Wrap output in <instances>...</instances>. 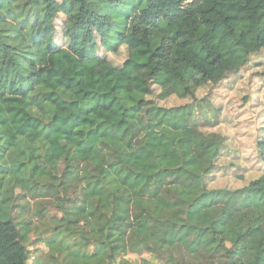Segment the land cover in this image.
<instances>
[{"label":"trees","instance_id":"obj_1","mask_svg":"<svg viewBox=\"0 0 264 264\" xmlns=\"http://www.w3.org/2000/svg\"><path fill=\"white\" fill-rule=\"evenodd\" d=\"M65 46L83 71L106 66L95 90ZM123 47L121 68L108 53ZM263 53L264 0H0V264H31L40 244L34 264H134L143 251L142 264H264V171L210 187L227 140L195 118L200 91ZM257 150L264 163V138ZM17 191L54 198L46 239L13 215Z\"/></svg>","mask_w":264,"mask_h":264},{"label":"rangeland","instance_id":"obj_2","mask_svg":"<svg viewBox=\"0 0 264 264\" xmlns=\"http://www.w3.org/2000/svg\"><path fill=\"white\" fill-rule=\"evenodd\" d=\"M56 1L61 2L62 0ZM65 4L64 9L68 7L69 3ZM60 16L62 15L59 14V18ZM54 24L55 32H58L59 28L57 27L60 25V19H57ZM53 28L51 22L47 23L43 25L42 33L50 37L53 34ZM80 34L79 32L78 36ZM78 36H76L77 39ZM65 49L67 58L76 72L81 87L88 91L95 90L99 84V75L105 70L106 66L95 72L83 71L78 67L76 57L67 46H65ZM140 52L146 54L147 51L142 47ZM85 54L93 55L94 49H86ZM108 56L112 64L124 68V63L127 60L124 47L121 48L118 54L108 53ZM133 66L135 67V65ZM124 71L127 73V70L124 69ZM43 73L48 84L53 86L58 75L48 69L43 70ZM157 94H154L152 99L163 108L177 107L187 102L174 97L161 100ZM203 97H207L209 103H205L204 112L200 108L197 109L195 118L198 121V128L203 132H216L227 140L223 159L217 172L209 178V186L236 188L243 182H240L243 176L244 179L248 180L256 179L264 171V163L261 161L257 150L258 138H264V53L252 57L247 66L230 77L229 81L216 88L212 93L209 89L200 91L199 98ZM203 113L206 115L203 116ZM212 122L216 124L213 126ZM33 190L38 189L34 187ZM16 194L17 209L13 215L31 222L35 229L32 235L33 241L39 238L46 239L48 234L44 232L51 230L53 227L48 223L51 222L52 218L60 216L55 208L54 198L47 197L39 191L36 194L43 195V197L34 198L31 196L32 193L24 195L21 191H17ZM24 196L26 197L24 198ZM42 210H44L43 213ZM31 249V264H34L39 257H45L48 252L43 244L38 245L36 249L34 247H31ZM37 249L39 251H36ZM133 257L132 260H140L141 264L144 261L154 260L152 255L146 251ZM157 264H163V262L158 261Z\"/></svg>","mask_w":264,"mask_h":264},{"label":"crops","instance_id":"obj_3","mask_svg":"<svg viewBox=\"0 0 264 264\" xmlns=\"http://www.w3.org/2000/svg\"><path fill=\"white\" fill-rule=\"evenodd\" d=\"M133 258H134L133 256L129 257V259H130L134 264H141V263H140V260H136V261H134V260H132Z\"/></svg>","mask_w":264,"mask_h":264}]
</instances>
